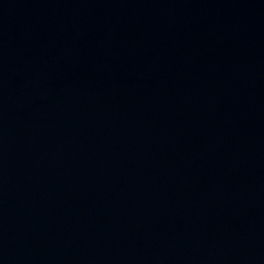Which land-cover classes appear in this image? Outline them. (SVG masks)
I'll list each match as a JSON object with an SVG mask.
<instances>
[{
    "label": "water",
    "instance_id": "water-1",
    "mask_svg": "<svg viewBox=\"0 0 264 264\" xmlns=\"http://www.w3.org/2000/svg\"><path fill=\"white\" fill-rule=\"evenodd\" d=\"M0 264H264V0H0Z\"/></svg>",
    "mask_w": 264,
    "mask_h": 264
}]
</instances>
